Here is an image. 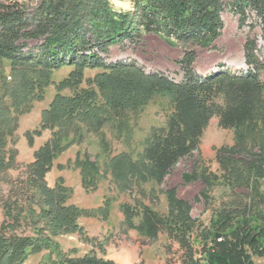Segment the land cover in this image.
Segmentation results:
<instances>
[{"label":"rangeland","instance_id":"obj_1","mask_svg":"<svg viewBox=\"0 0 264 264\" xmlns=\"http://www.w3.org/2000/svg\"><path fill=\"white\" fill-rule=\"evenodd\" d=\"M38 1L0 3L31 8ZM108 1L117 10L130 8L129 0ZM221 18L224 26L218 39L209 48L196 49L193 67L198 73L245 70L246 28L238 26L237 16L227 8ZM255 32L259 33L257 29ZM258 46L264 47L260 39ZM183 50L179 44L149 34L138 45L123 42L112 46L107 60L132 61L146 73L160 72L178 80L181 71L177 61ZM12 70L8 61L0 62V120L18 119L13 139L5 140V151L14 149L16 154L12 163L0 170V224L5 219L4 205L13 201L15 194L25 207L30 191L27 166L34 160L35 151L56 133L59 136L66 132L60 138L66 147L54 158L45 181L50 188L61 181L70 192L67 203L83 211L76 219L80 229L56 236V245L50 250L31 254L22 264H53L61 255L90 253L116 264H185L190 251L195 259L202 260V247L210 248L215 240L234 242L243 231L256 237L258 230L264 229V174L257 170L258 154H263L257 142L264 140V124L258 118L264 111V93L257 118L237 129H223L217 117H212L203 130L198 152L181 159L159 183L149 178L143 181L138 174L124 178L123 167L129 161L136 166L140 162L151 129L163 125L169 113L167 98L145 99L142 90L126 94L125 87L107 84L103 76L109 73L101 68L79 71L64 66L49 71L46 77L38 75L36 82L43 87L29 94L20 111H15L11 96L16 94L15 87L22 80L19 71L23 70L17 69L16 74ZM59 99L71 100V105L83 103L85 110H93L85 114V110L69 104L70 116L64 125L50 124L42 113L55 108L52 103ZM96 117L101 119L99 125ZM8 155L6 152L5 161ZM183 174H195L197 179L185 181ZM171 191L182 202V209H177L175 199L169 198ZM122 206L138 212L132 219L134 224L140 221L143 210L152 213L153 235L130 228L124 221ZM16 232L31 234L28 226ZM242 251L247 263L264 264V256L249 244L244 243Z\"/></svg>","mask_w":264,"mask_h":264},{"label":"trees","instance_id":"obj_2","mask_svg":"<svg viewBox=\"0 0 264 264\" xmlns=\"http://www.w3.org/2000/svg\"><path fill=\"white\" fill-rule=\"evenodd\" d=\"M129 2L127 11L114 9L108 0H39L31 8L0 3V62L8 61L15 74L17 69L23 70L19 71L22 80L15 87L16 94L11 96L15 111H20L29 94L43 87L36 82L38 75L46 77L49 71L64 66H73L79 71L101 68L109 73L103 76L107 84L125 87L126 94L135 95L142 90L145 99L149 96L151 99L153 96L167 98L169 113L163 125L151 129L140 162L136 166L129 161L123 167L124 178L138 174L143 181L149 178L161 183L175 164L198 152L203 130L212 117H217L219 127L230 130L257 118L258 103L264 93V58L261 57L264 47L258 46V39L264 44V0ZM226 8L237 16L238 26L246 28L245 70L215 69L206 74L198 73L193 67L196 49L209 48L218 39L224 26L221 14ZM149 34L184 48L177 61L180 79L174 80L160 72L146 73L132 61L107 60L112 46L123 42L138 45ZM31 72L36 73L35 76H29ZM52 104L55 108L43 111V119L50 124L64 125L70 116L71 100L59 99ZM71 106L85 110L83 103ZM91 110L84 112L90 114ZM258 118L264 124V111ZM17 121V117L0 120V170L6 169L16 154L14 149L5 151V140L13 139ZM95 121L97 125L101 123L98 117ZM55 135L35 151L34 160L27 166L26 181L30 191L25 197V207L19 204L17 194L13 201L4 205L0 264H22L31 254L50 250L56 245V236L80 229L76 219L83 211L67 203L69 189L61 181L53 188L45 181L54 158L66 147L60 142L62 135ZM257 143L262 145L260 151L263 152L258 154L257 170L264 174L261 168L264 167V140ZM6 152L9 155L5 161ZM183 179L192 181L197 177L183 174ZM168 195L171 200L175 199L177 209L183 208L173 191ZM122 212L130 228L153 235L155 220L148 210L141 212L137 224L132 219L138 212L129 206H122ZM22 226H28L31 234L18 235L16 231ZM257 233L254 237L243 231L234 242L215 240L210 248L203 250L205 247H202V260L195 259L190 251L185 264H249L248 258L243 256L244 243L259 256H264V229ZM53 264L116 263L90 253L74 257L61 255Z\"/></svg>","mask_w":264,"mask_h":264},{"label":"bare ground","instance_id":"obj_3","mask_svg":"<svg viewBox=\"0 0 264 264\" xmlns=\"http://www.w3.org/2000/svg\"><path fill=\"white\" fill-rule=\"evenodd\" d=\"M239 65H243V63H239Z\"/></svg>","mask_w":264,"mask_h":264}]
</instances>
